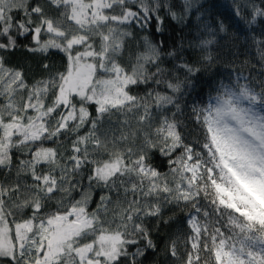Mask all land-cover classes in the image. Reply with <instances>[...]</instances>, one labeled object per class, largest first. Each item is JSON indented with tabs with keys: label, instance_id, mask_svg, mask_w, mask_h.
<instances>
[{
	"label": "snow or ice",
	"instance_id": "snow-or-ice-1",
	"mask_svg": "<svg viewBox=\"0 0 264 264\" xmlns=\"http://www.w3.org/2000/svg\"><path fill=\"white\" fill-rule=\"evenodd\" d=\"M225 7L0 0V264H264V0Z\"/></svg>",
	"mask_w": 264,
	"mask_h": 264
},
{
	"label": "trees",
	"instance_id": "trees-1",
	"mask_svg": "<svg viewBox=\"0 0 264 264\" xmlns=\"http://www.w3.org/2000/svg\"><path fill=\"white\" fill-rule=\"evenodd\" d=\"M210 4H215L216 8H213V12H225L226 11V4H230V0H208ZM166 30L161 36L160 34H156L153 39H164L167 42H171V38L176 37L179 34V26L176 24L175 21L172 20H166L165 21ZM152 32H155V28L152 29ZM187 34V32H185ZM225 43H228V41H225ZM14 64L23 65L25 67L35 69L36 65L38 63L39 57H35L30 53L25 52L23 49L16 52L15 56L12 58ZM47 63H52L55 65L56 68L62 69V61L59 56L51 57L48 61H45ZM221 71L224 72L226 69L221 68ZM33 75L32 72L29 73V77ZM207 80V77H205V81ZM201 88L204 89L205 92L208 90V85L205 82H201L200 85H198L197 90L199 91Z\"/></svg>",
	"mask_w": 264,
	"mask_h": 264
}]
</instances>
